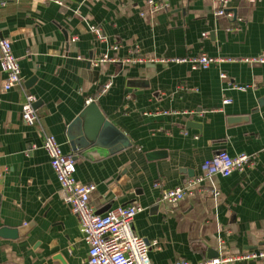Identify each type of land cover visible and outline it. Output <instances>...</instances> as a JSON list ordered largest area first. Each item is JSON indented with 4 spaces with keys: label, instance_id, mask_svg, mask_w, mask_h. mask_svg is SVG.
<instances>
[{
    "label": "crops",
    "instance_id": "1",
    "mask_svg": "<svg viewBox=\"0 0 264 264\" xmlns=\"http://www.w3.org/2000/svg\"><path fill=\"white\" fill-rule=\"evenodd\" d=\"M59 1L0 0V38L11 42L40 120L23 122V89L3 91L0 72V228L29 226L0 236V264H87L44 133L73 155L75 178L95 185L89 203L98 213L141 207L132 228L151 244V264L264 248V63L249 61L264 55V0H227L230 18L215 14L217 0H155L165 5L156 11L147 0ZM135 50L144 61L126 62ZM104 54L114 60L95 65ZM201 54L230 60L196 69L175 61ZM92 101L127 146L109 135L71 147L67 128ZM218 150L255 153L258 161L205 177L203 190L179 202L161 200L163 189L203 175Z\"/></svg>",
    "mask_w": 264,
    "mask_h": 264
},
{
    "label": "built area",
    "instance_id": "2",
    "mask_svg": "<svg viewBox=\"0 0 264 264\" xmlns=\"http://www.w3.org/2000/svg\"><path fill=\"white\" fill-rule=\"evenodd\" d=\"M56 1L60 3L59 0ZM226 2L227 0H217L218 8L215 10V14L230 18L232 14L224 9ZM147 3L152 11L165 7L163 2L160 1L147 0ZM90 30L98 42L106 41L105 35L99 26L92 25ZM130 55L125 59L126 62L144 61L143 58L138 56L137 50L132 51ZM113 60L107 54H104L95 65ZM225 60L230 59L205 54L175 59L176 62L189 63L193 69L206 68L211 64ZM249 61L264 63V55L250 58ZM0 72L5 75V79L1 84L3 91H8L14 86L23 89L21 111L23 122L28 125H39L40 120L34 108L36 97L23 88L18 59L12 53L11 42L5 38H0ZM109 85V83L105 84L102 91H105ZM233 87L244 89V87L238 85ZM222 102L227 104L230 102V98H224ZM163 112L168 113L167 111ZM42 146L49 157V165L60 186L62 199L79 220L83 240L88 246L87 264H151L149 258L151 244L144 238L135 235L132 228L134 217L141 210V207L138 204L120 205L109 209L104 214L98 213L89 203V195L94 190L95 185L81 183L75 178L76 168L73 155L65 154L56 138L51 134L44 133ZM257 161L258 154L255 153H239L231 156L225 150H218L202 164L203 175L186 179L182 186L163 189L161 200L171 204L179 202L187 195L203 190L202 183L205 177L213 174L227 177L235 171L242 172L246 168L255 166ZM209 193L213 196L218 194L214 189H211ZM237 262L264 264V248L248 249L238 253H225L195 263L187 260H176L174 264H228Z\"/></svg>",
    "mask_w": 264,
    "mask_h": 264
},
{
    "label": "water",
    "instance_id": "3",
    "mask_svg": "<svg viewBox=\"0 0 264 264\" xmlns=\"http://www.w3.org/2000/svg\"><path fill=\"white\" fill-rule=\"evenodd\" d=\"M36 105L37 102L34 103V106ZM88 105L89 106L85 108L84 112L79 114L67 128V136L71 147L73 149H80L86 147L89 142H99L103 137L109 135H112L115 138L114 141H116V144L119 143V147L127 146L128 142L125 136H123L114 125L104 118L97 104L92 101ZM88 112H91L92 114L91 119H83L84 114ZM82 119L85 121L84 125L82 124ZM28 227V225H24L19 229L3 227L0 228V236L15 238L25 232Z\"/></svg>",
    "mask_w": 264,
    "mask_h": 264
}]
</instances>
